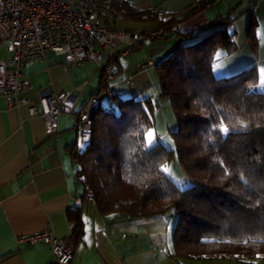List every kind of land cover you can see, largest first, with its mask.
Segmentation results:
<instances>
[{
    "label": "trees",
    "instance_id": "obj_1",
    "mask_svg": "<svg viewBox=\"0 0 264 264\" xmlns=\"http://www.w3.org/2000/svg\"><path fill=\"white\" fill-rule=\"evenodd\" d=\"M111 3L119 15L152 19L146 28L176 25L168 38H188L178 27L186 16ZM190 41L157 66L159 98L168 99L177 124L171 131L174 147L160 139L145 146L143 133L155 123L150 111L159 108V100L111 92L110 108L103 109L101 100L94 112L90 143L73 153L82 198L94 201L103 216L150 218L177 211L178 257L252 259L264 255V91L252 89L258 83L255 65L216 74L218 52L236 48L224 26ZM102 74L98 96L110 89V78ZM221 121L230 128L227 135L219 131ZM174 156L190 179L185 187L160 171ZM80 208L73 209V248L82 233Z\"/></svg>",
    "mask_w": 264,
    "mask_h": 264
},
{
    "label": "crops",
    "instance_id": "obj_2",
    "mask_svg": "<svg viewBox=\"0 0 264 264\" xmlns=\"http://www.w3.org/2000/svg\"><path fill=\"white\" fill-rule=\"evenodd\" d=\"M115 1H124L135 9L186 16L178 27L189 32L188 38L180 36L181 43L178 38L133 43L134 49L119 57L116 76L122 74V81L125 76L130 79L129 83L124 81L132 95L140 96V92L154 84L160 96L157 66L184 40L199 39L223 26L234 34L236 48L231 52L226 49L218 52L215 65L219 64L220 69L215 70L216 74L228 76L255 65L258 83L252 89L264 91V87L259 86L264 70V0H232L227 1L228 4L222 0ZM153 23L152 19L139 20L123 14L115 19L116 26L127 30L144 29ZM134 52L140 57L128 60ZM10 55L11 48L0 31V60ZM148 61L153 64H147ZM22 73L31 84L21 93L29 104L9 107L0 94V264H47L53 260L48 243L27 244L20 240L45 229L60 238L74 236L73 209L78 206H81L83 226L79 237L73 239L71 264H264V255L252 259L230 256L191 259L178 257L175 251L166 254L165 242L146 227L156 216L101 215L94 201L82 198L83 185L77 176L79 164L73 157V153L81 149L80 145L83 146L77 118L61 114L58 133L47 136L43 119L30 117L29 106L38 105L39 91L49 88L65 91L66 104L78 112L91 98L98 96L102 71L95 61L68 65L62 53L49 51L44 59L26 63ZM122 87L116 83L110 91L122 90ZM160 115L158 108L156 119L162 125L160 130L165 132ZM148 231L151 240L149 247H144L141 237L146 238Z\"/></svg>",
    "mask_w": 264,
    "mask_h": 264
},
{
    "label": "built area",
    "instance_id": "obj_3",
    "mask_svg": "<svg viewBox=\"0 0 264 264\" xmlns=\"http://www.w3.org/2000/svg\"><path fill=\"white\" fill-rule=\"evenodd\" d=\"M118 16L111 0H0V31L11 48L10 57L0 60V94L8 106L29 104L21 95L31 86L22 69L28 62L44 59L49 51L62 53L68 65L95 61L98 69L113 79L117 60L134 49L133 41L167 39L177 30L176 25L127 30L116 26ZM124 80L130 82L126 76ZM105 94L109 97L112 93L108 90ZM67 100L65 91H39V104L29 106L30 117L40 116L46 135L53 136L58 133L60 115L70 114L77 118L81 143L87 145L102 96H94L78 112L68 107ZM20 241L48 243L53 260L47 264H71L74 258L70 238L57 237L49 229L26 235Z\"/></svg>",
    "mask_w": 264,
    "mask_h": 264
},
{
    "label": "rangeland",
    "instance_id": "obj_4",
    "mask_svg": "<svg viewBox=\"0 0 264 264\" xmlns=\"http://www.w3.org/2000/svg\"><path fill=\"white\" fill-rule=\"evenodd\" d=\"M222 1L224 3L228 4L229 2H227V1H232V0H222ZM177 38H178L179 43H181V37L180 36L169 38V39H156V40L149 39V40H151V41H163L164 42L166 40H174ZM191 42L192 41L185 42V40H184L183 44H187V43H191ZM132 43H138V42L133 41ZM138 55H139L138 52H134L129 56L128 60L133 59L136 56L138 57ZM120 56L122 57L123 55L121 54ZM139 57H140V55H139ZM122 77H123V75L121 74V76H116L113 79H110V81H109L110 89L109 90H112L113 86L116 83H118V84L123 86L122 90H118V91H120L124 96L131 95L133 92L129 89L126 82L124 80L122 81V79H123ZM148 95L149 96L152 95V99L154 101L159 100V102H160L158 107L161 111L160 118L164 122L165 132L160 130L162 125H161L160 121L158 120V118L156 119L157 110H158L157 107H154V109L150 111V114L153 116L154 122H155L151 128L156 130V134L158 137L157 139H159L160 137H163V139H160V140L163 143H165L167 147L173 148L174 147V140H173V137L171 135V131L176 129L177 124H176V120L174 117L173 110L170 107L169 101L166 98H158L159 95L157 93V87L154 84H150V86L146 90L140 92V97H144V96H148ZM102 108L103 109H107V108L109 109L110 108V102H109V99L106 96L105 92L102 94ZM114 108H115V110H118L117 106H115ZM84 147H85L84 144H83V146L80 145V148H84ZM167 164H169V166L173 169V173L177 177V178H173V176H171L176 183H178L181 187H185V186L190 184V179L187 176L184 169L182 168L177 156H174L173 159ZM154 219H156V220H152V222H149L148 224H146V227H148L149 229H153V231H155V237L159 238V240L165 242V247L163 250L165 251L166 254L169 252H174L175 247L173 245V233L175 230L176 223L178 221V212L175 210H170L167 213L163 214L162 216L161 215L156 216ZM134 226H137L138 228H142L145 225H140V226L134 225ZM149 232L150 231L145 233V234H148L146 238L141 237L142 240H144V244H143L144 247H149L148 243L151 240V237H149V235H150ZM141 238H140V240H141ZM145 243L147 246H145Z\"/></svg>",
    "mask_w": 264,
    "mask_h": 264
},
{
    "label": "snow or ice",
    "instance_id": "obj_5",
    "mask_svg": "<svg viewBox=\"0 0 264 264\" xmlns=\"http://www.w3.org/2000/svg\"><path fill=\"white\" fill-rule=\"evenodd\" d=\"M218 69H220L219 64L215 65L214 70H218ZM259 86L264 87V70H262ZM239 124L241 127H247V124L244 121H239ZM233 127H235V125H233ZM218 128L219 131L224 135H227L230 131L229 126L226 125L223 121H221V123L218 125ZM143 137H144L145 146L147 147H151L158 138L156 134V130L153 128L147 129V131L143 133ZM159 139H163V137H160ZM220 163L223 166V161H220ZM160 171L166 175L173 176V178H177L173 173V169L167 163H163L160 165Z\"/></svg>",
    "mask_w": 264,
    "mask_h": 264
}]
</instances>
